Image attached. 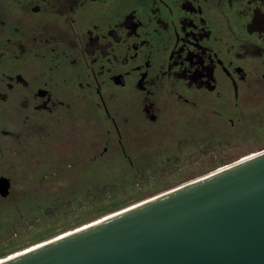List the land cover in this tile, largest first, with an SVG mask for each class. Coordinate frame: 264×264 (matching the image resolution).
<instances>
[{
	"label": "flooded vegetation",
	"instance_id": "1",
	"mask_svg": "<svg viewBox=\"0 0 264 264\" xmlns=\"http://www.w3.org/2000/svg\"><path fill=\"white\" fill-rule=\"evenodd\" d=\"M163 115L264 147V0H0V199L60 197L35 162L98 165L101 125L136 165L125 134Z\"/></svg>",
	"mask_w": 264,
	"mask_h": 264
},
{
	"label": "rangeland",
	"instance_id": "2",
	"mask_svg": "<svg viewBox=\"0 0 264 264\" xmlns=\"http://www.w3.org/2000/svg\"><path fill=\"white\" fill-rule=\"evenodd\" d=\"M182 120L163 115L156 123L142 125L134 140H128L125 134L124 142L129 146L143 147L134 154L136 165L126 160L117 148V136L112 140L102 125L97 140L98 165L38 166L35 162V180L52 171L61 172L40 191H58L62 186L65 193L31 202L14 197L0 199V260L264 151V147L253 145L252 137H257L255 126L243 124L240 130L228 133L231 125L227 119L222 124H215L211 117L196 119L195 123L192 119ZM213 129L220 133L210 134L208 131ZM107 140L114 142L115 150L112 155L101 156ZM72 160L75 162L74 156L67 151L66 163ZM92 182L96 185L91 186Z\"/></svg>",
	"mask_w": 264,
	"mask_h": 264
},
{
	"label": "water",
	"instance_id": "3",
	"mask_svg": "<svg viewBox=\"0 0 264 264\" xmlns=\"http://www.w3.org/2000/svg\"><path fill=\"white\" fill-rule=\"evenodd\" d=\"M1 264H264V151Z\"/></svg>",
	"mask_w": 264,
	"mask_h": 264
},
{
	"label": "bare ground",
	"instance_id": "4",
	"mask_svg": "<svg viewBox=\"0 0 264 264\" xmlns=\"http://www.w3.org/2000/svg\"><path fill=\"white\" fill-rule=\"evenodd\" d=\"M135 206H136V205H135ZM135 206H133V207H135ZM137 206H138V205H137ZM133 207H130V208H133ZM125 210H128V208L125 209ZM125 210L120 211V212H124ZM120 212H118V213H120ZM118 213H115V214H118ZM115 214H112V215H110V216H108V217H105V218H103V219H100V220H98V221H96V222H100V221H102V220H105V219H107V218H110L111 216H114ZM96 222H94V223H96ZM94 223H91V224H94ZM91 224L86 225V226H84V227L90 226ZM84 227H81V228H84ZM81 228H78V229H76V230H73V231L67 232V233H65V234H62L61 236H59V237L56 238V239L63 238L64 236H67V235L71 234L72 232H76L77 230H80ZM53 240H55V239H53ZM53 240H51V241H53ZM51 241L37 244V245H35V246H33V247H30V248H28V249H26V250H24V251H22V252L20 251L19 253H16V254H14V255H12V256H9V257H7V258H4V259L0 260V264L3 263V262H6V260H10V259L15 258V257H17V256H20V255H22V254H24V253H26V252H30V251H32V250H35V249L39 248L40 246H43V245H45V244H47V243H49V242H51Z\"/></svg>",
	"mask_w": 264,
	"mask_h": 264
}]
</instances>
